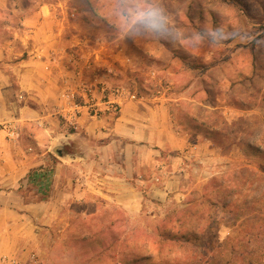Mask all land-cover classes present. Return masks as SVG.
Masks as SVG:
<instances>
[{
  "label": "crops",
  "instance_id": "1",
  "mask_svg": "<svg viewBox=\"0 0 264 264\" xmlns=\"http://www.w3.org/2000/svg\"><path fill=\"white\" fill-rule=\"evenodd\" d=\"M83 22L95 33L96 18ZM79 25L62 1L0 0V264L26 263L32 253L55 264L75 242L87 244L80 239L88 231L116 224L118 214L184 206L197 183L212 176L203 166L214 150L183 121L184 94L173 100L178 104L131 100L117 115L84 112L77 128L67 124L62 95L82 47ZM168 43L151 42L149 53L180 85L176 49L183 47ZM8 125L17 139L8 137Z\"/></svg>",
  "mask_w": 264,
  "mask_h": 264
},
{
  "label": "rangeland",
  "instance_id": "2",
  "mask_svg": "<svg viewBox=\"0 0 264 264\" xmlns=\"http://www.w3.org/2000/svg\"><path fill=\"white\" fill-rule=\"evenodd\" d=\"M33 1L63 2L69 17L80 23L82 47L78 48V59L85 64L93 59L107 64L109 69L103 73L113 76L111 82L105 80L110 86L147 99L168 85L170 89L162 98L165 103L184 94L186 98L179 104L185 113L183 121L193 132L199 129L214 150L213 159L203 166L212 176L197 183L187 202H205L200 223L211 226L220 241L234 234L227 227L230 221L241 236L249 238L254 233L249 250H255V256L264 261V0H177L175 5L171 0ZM147 12L163 18L162 33L145 25ZM93 17L97 19L95 33H87L83 21ZM170 19L176 20V30L171 29ZM157 41L183 47L176 49L177 69L184 74L180 85L163 73L149 53L151 42ZM81 50L86 57L81 58ZM119 62L123 67L120 70L115 68ZM151 71L156 72L155 79ZM210 183L217 188L206 195L205 187ZM168 208L153 209L152 214L136 218L118 214L113 231L117 242L108 232L85 245L77 241L72 250L58 254L55 264H142L134 263L141 254L137 251L140 240H129L126 246L125 233L151 231L155 220L163 218ZM114 242L115 249L99 247L115 246Z\"/></svg>",
  "mask_w": 264,
  "mask_h": 264
},
{
  "label": "trees",
  "instance_id": "3",
  "mask_svg": "<svg viewBox=\"0 0 264 264\" xmlns=\"http://www.w3.org/2000/svg\"><path fill=\"white\" fill-rule=\"evenodd\" d=\"M212 183L205 187L206 195L216 189ZM203 200H206L204 197ZM202 200V201H203ZM205 202L197 203L188 201L184 206H170L164 217L155 220L151 231L133 230L125 233V243L134 239L140 240L137 249L141 254L136 256L134 263L142 264H263L255 256V250H249L250 240L254 233L246 238L236 232L235 224H227V227L235 234L229 233L222 241L216 237L214 229L200 223L204 220L202 210ZM205 213V211H204ZM201 214V215H200ZM197 219L192 226L191 222ZM115 222L106 224L105 229L99 231L90 230L80 240H95L102 233L108 232L112 241L117 240L114 231ZM149 232H148V231ZM85 234V233H84ZM245 241L247 244H245ZM117 242V241H116ZM116 242L102 245L103 250L117 248ZM124 242V241H123ZM251 252V253H250ZM143 253V254H142ZM254 255V256H253ZM246 259H251L247 261Z\"/></svg>",
  "mask_w": 264,
  "mask_h": 264
},
{
  "label": "built area",
  "instance_id": "4",
  "mask_svg": "<svg viewBox=\"0 0 264 264\" xmlns=\"http://www.w3.org/2000/svg\"><path fill=\"white\" fill-rule=\"evenodd\" d=\"M99 52L98 50V56L100 55ZM121 52L120 50L119 53L121 54ZM82 53H85V50H81ZM86 56L87 54H82L81 58ZM129 62L130 60L127 59L126 63ZM70 66L72 68L71 71H73V77L64 79L62 97L66 107L61 110L64 120L69 126L77 128V120L84 112H87L91 118H101L110 114L117 115L125 102L145 99V97H139L130 90L113 87L103 81V72L108 71L109 66L102 61L93 59L92 63L85 64L83 61L80 62L78 56L74 54ZM150 76L155 79L156 72L151 71ZM169 89L170 86L166 85L163 92L158 90L153 99L161 100L164 96V91H169ZM20 98L23 97L20 96ZM6 130L8 137L11 139L18 138V130L15 126L8 125ZM3 261L5 264H43L36 253H32L26 263H22L15 258H7Z\"/></svg>",
  "mask_w": 264,
  "mask_h": 264
},
{
  "label": "clouds",
  "instance_id": "5",
  "mask_svg": "<svg viewBox=\"0 0 264 264\" xmlns=\"http://www.w3.org/2000/svg\"><path fill=\"white\" fill-rule=\"evenodd\" d=\"M144 23L153 32L162 33L165 30L164 21L156 12H147L144 14Z\"/></svg>",
  "mask_w": 264,
  "mask_h": 264
}]
</instances>
